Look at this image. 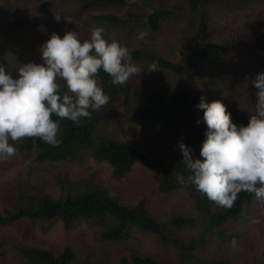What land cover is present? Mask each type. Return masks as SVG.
Returning a JSON list of instances; mask_svg holds the SVG:
<instances>
[{
    "label": "trees",
    "instance_id": "obj_1",
    "mask_svg": "<svg viewBox=\"0 0 264 264\" xmlns=\"http://www.w3.org/2000/svg\"><path fill=\"white\" fill-rule=\"evenodd\" d=\"M54 1L43 0L38 5V11L42 13ZM79 1H92L97 6L105 4L117 8L130 4L128 0ZM133 1L137 2L136 6L140 3L147 8L145 14L127 10L122 15H117L114 12H96L98 10L92 8L86 11L83 17L87 16L96 24H144L149 34H155L160 31L161 20L166 14L175 13L178 19L184 18L187 14L183 8H189L190 14L198 16V32L189 40V45L193 46H186L191 54H183L182 61L176 62L156 55L146 43L142 48L131 50L132 59L140 68L149 64L174 73L179 79L181 89L187 75L194 73L202 65L211 70V76L214 78H219L238 65L246 71L257 70L256 67H247L237 62L243 61L248 66L253 65L258 56L254 49L258 47L264 55V39L253 42L240 40L238 36L243 32H240L239 28L224 34L217 33L216 26L208 22L207 11L202 4L206 0H166L160 4L152 0ZM215 1L231 6L238 0ZM166 5L169 8L166 9ZM44 41L41 39L21 46L25 62L42 63L39 49ZM241 47L249 52H244ZM11 62L10 56H0V63H4L15 75L16 67L11 65ZM96 79L98 85L110 97L107 105L99 111H92L89 117L81 118L79 122L61 120L59 146L52 147L38 137H25L12 143L16 154L1 161L4 166L0 173L4 179L2 185L7 186L8 191L15 197L7 203L0 202V228L15 226L22 231L20 237L11 238L4 234L0 239V257L4 258L5 264H114L109 249L114 243L120 244L128 252L120 258L119 264H169L162 259L141 253L142 243L139 237L133 234V231L138 229L142 232H153L158 242L167 246L166 250H173L176 264H238L226 258H202L197 249L207 242L210 233L224 243L240 239L237 230L234 227L232 230L227 224L230 220L246 215L255 204L260 203L254 198V194L241 192L231 208L213 211L206 195L196 191L188 181L191 173L185 166L180 152L172 157V161L156 159L132 140L119 135L123 131L124 123L161 121L168 126L179 127L188 137L186 145L193 150L196 142L201 144L204 140L206 130L202 120L203 113H197L193 108V92L187 90L184 95H170L168 103L160 92L139 87L136 81L129 79L123 85H115L111 82V77L102 70ZM60 83L62 91H66L63 82ZM133 97L137 100L146 99L151 105L147 102L145 107L129 114L124 108H130V100ZM248 99L254 103L255 96L245 87L239 100L225 103L232 121L237 126L246 125L253 111V104L251 105ZM117 100L120 101L122 109L116 105ZM176 103L187 105V119L178 118L172 112L171 107ZM52 118L58 119L55 115ZM198 119L200 123H197ZM192 155L194 157L193 151ZM64 162H78L86 165V169L89 162L104 164L113 180H121L132 172L137 164H141L154 171L153 179L158 185L159 193L190 189L200 216L195 218L178 215L167 222H161L150 214L144 198L131 205L125 203L119 195L112 193L104 185L100 174L96 173H90V177L77 180L64 172L56 176V189L51 190L47 180L41 177L42 173ZM175 171H179V175ZM86 172L89 173L90 170ZM55 223H60L65 229L87 227L90 234L85 231L82 233L91 239L85 241V248L74 250L70 246H64L56 255L44 248L45 242L37 237L39 234L48 233ZM199 223L202 226L197 237L186 239L183 230L191 226L196 227ZM88 247L90 250L86 249ZM261 264H264V253Z\"/></svg>",
    "mask_w": 264,
    "mask_h": 264
},
{
    "label": "rangeland",
    "instance_id": "obj_2",
    "mask_svg": "<svg viewBox=\"0 0 264 264\" xmlns=\"http://www.w3.org/2000/svg\"><path fill=\"white\" fill-rule=\"evenodd\" d=\"M42 1L0 0V56L9 57L11 54L15 60L11 62V65L16 68L19 65L15 62L23 63L26 60L22 55L21 46L25 43L41 41V39L47 40L52 32L63 35L65 31L72 30L78 34L81 40H84L89 38L92 28L100 26L104 28L103 35L108 41L116 40L121 45L128 47L130 52L134 48H142L144 44L148 43L151 51L156 55L176 62L182 61L183 54H191L186 46H193L189 45V40H192L193 35L198 32V16L190 14L189 8H183L184 13L187 14L184 15L187 17L184 18L178 19L175 13L166 14L161 20L160 31L149 34L144 24H128L127 26L107 23L96 24L87 16L83 17V14L92 8L98 10L96 12H114L117 15H122L127 10L144 12L145 14L147 8L140 3H138L139 6H136L137 2L133 0H128L129 6L118 8L105 4L97 6L92 1L55 0L41 13L38 11V5ZM152 1L160 4L166 0ZM206 1L202 4L206 8L208 22L216 26L217 33L224 34V32L239 28L240 32H243L238 36L240 40L253 42L264 39V0H238L231 6L215 0ZM167 8L169 7L166 5ZM57 14L61 17L59 21L54 19ZM65 17L70 20L66 21ZM140 33H144L143 38H138ZM14 43L19 46L16 47L17 45ZM241 48L244 52H249L244 47ZM254 51L258 56L253 65L249 64L248 66L243 61L237 63L247 67H256L255 72L253 70L246 71L245 68L238 65L229 69L219 78H214L211 76V70L206 65H202L194 73L187 75L183 84L184 88L181 89L179 79L174 73L148 64L143 66L141 72L134 75L130 80L136 81L139 87L160 92L168 103H170V95H184L185 91L191 90L193 92L191 96L193 108L197 113H200L202 110H199L196 105L201 96H205L208 101L219 99L225 104L239 100L245 87L246 90H251L254 95L256 90L251 85V79L257 72L264 71V55L258 47ZM132 61L136 63L133 59ZM150 67H155L156 70H150ZM121 99L122 97L119 95V100ZM119 100L115 103L122 109ZM247 101L251 105L253 104L249 99ZM147 102L151 105L150 101L146 99L137 100L133 97L130 100V108H124V110L128 113L135 112L139 108L145 107ZM171 110L178 118L187 119L189 114L186 104L176 103L171 107ZM120 134L128 140H132L153 158L168 161H172V157L180 152L179 142L182 141L186 144L188 140L187 135L179 127L176 125L168 126L161 121L124 123L123 131ZM15 142L10 141V143ZM200 146L201 144L195 143L193 158H200ZM87 165L88 169H86V165L78 162H64L56 168H51L42 173L41 177L43 180H47L51 190H55L57 185H55L54 179L64 172L77 180L90 177V173H96L100 174V179L104 185L112 193L119 195L125 203L131 205L140 198H144L150 214L161 222H167L178 215L195 218L200 216V211L196 207L190 189L173 190L167 194L159 193L158 185L153 179L154 171L151 168L137 164L132 172L125 175L121 180H113L109 177L107 168L102 164L89 162ZM3 169L4 166L0 161V173ZM88 170H90L89 173L86 172ZM175 173L179 175L180 172L175 171ZM2 178L0 176V202L7 203L15 195L8 191L7 186L2 185L4 180ZM210 206L213 211L223 208L212 201H210ZM201 226L202 224L199 223L196 227H187L183 230L184 237L186 239L197 237ZM227 226L231 229L234 227L240 239L224 243L212 235L213 233H210L207 242L198 247V255L211 260L226 258L238 264H261L264 253V204H255L246 215L230 220ZM82 231L90 234L87 227L65 229L60 223H55L48 233L39 234L37 237L57 253L67 245L74 250L85 248V241L87 239L89 241L91 238L83 234ZM21 233L22 231L15 226L0 228V239L4 234L12 238L14 236L20 237ZM133 234H136L142 243L141 253L143 255L162 259L169 264H176L173 250L170 248L166 250L167 246L159 243L153 232H142L138 229L133 231ZM86 249L90 250L89 247ZM109 249L112 261L115 263H118L123 255L128 254L118 243L111 244ZM3 259L0 257V264H5Z\"/></svg>",
    "mask_w": 264,
    "mask_h": 264
},
{
    "label": "clouds",
    "instance_id": "obj_3",
    "mask_svg": "<svg viewBox=\"0 0 264 264\" xmlns=\"http://www.w3.org/2000/svg\"><path fill=\"white\" fill-rule=\"evenodd\" d=\"M60 18L59 14L54 17L57 21ZM104 31L96 26L84 40L72 30L63 35L52 32L39 49L42 63L15 62L19 65L15 75L0 63V161L16 154L10 141L25 137H38L52 147L59 146L61 120L79 122L107 105L110 97L96 79L101 70L115 85H123L141 72L128 47L108 41ZM61 81L66 91H62ZM251 85L256 90L255 101L246 125L237 126L232 121L222 100L208 101L201 96L196 107L202 110L206 130L200 158H193L190 146L182 141L178 144L191 173L188 181L223 208H231L241 192L254 194L264 204V71L254 75ZM44 248L56 255L62 251L56 253L46 244Z\"/></svg>",
    "mask_w": 264,
    "mask_h": 264
}]
</instances>
